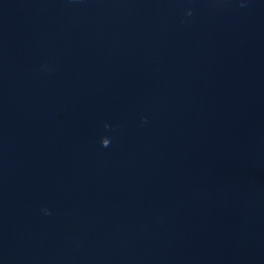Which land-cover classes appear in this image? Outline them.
Here are the masks:
<instances>
[{"label": "water", "instance_id": "95a60500", "mask_svg": "<svg viewBox=\"0 0 264 264\" xmlns=\"http://www.w3.org/2000/svg\"><path fill=\"white\" fill-rule=\"evenodd\" d=\"M0 264H264V0H0Z\"/></svg>", "mask_w": 264, "mask_h": 264}, {"label": "clouds", "instance_id": "9594fccd", "mask_svg": "<svg viewBox=\"0 0 264 264\" xmlns=\"http://www.w3.org/2000/svg\"><path fill=\"white\" fill-rule=\"evenodd\" d=\"M106 146V145H105Z\"/></svg>", "mask_w": 264, "mask_h": 264}]
</instances>
